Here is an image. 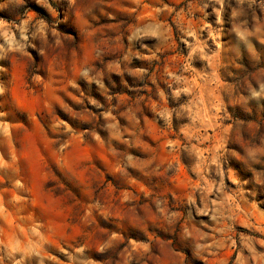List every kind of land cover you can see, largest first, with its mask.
Masks as SVG:
<instances>
[{"label": "clouds", "instance_id": "clouds-1", "mask_svg": "<svg viewBox=\"0 0 264 264\" xmlns=\"http://www.w3.org/2000/svg\"><path fill=\"white\" fill-rule=\"evenodd\" d=\"M0 264H264V0H0Z\"/></svg>", "mask_w": 264, "mask_h": 264}]
</instances>
